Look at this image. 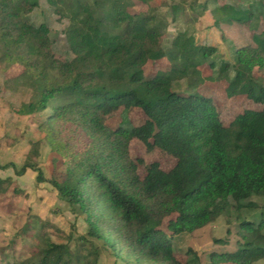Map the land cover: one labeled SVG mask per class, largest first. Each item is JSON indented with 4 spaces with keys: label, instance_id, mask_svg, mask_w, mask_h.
Masks as SVG:
<instances>
[{
    "label": "trees",
    "instance_id": "16d2710c",
    "mask_svg": "<svg viewBox=\"0 0 264 264\" xmlns=\"http://www.w3.org/2000/svg\"><path fill=\"white\" fill-rule=\"evenodd\" d=\"M47 1L56 12L68 14L64 34L72 59L57 57L48 26L32 21L38 0H0V65L3 70L22 67L16 80L30 88L31 97L19 112L51 109L38 128L64 170L51 179L44 176L36 162L42 140H36L16 172L30 168L37 182H49L60 199L83 215L87 236L132 258L129 264L198 261L191 248L186 260L178 258L176 237L215 221L232 204L243 212L257 207L248 201L252 196L264 198V106L245 109L226 124L211 96L192 91L205 80L199 67L216 47L197 44L187 30L164 47L165 25L153 9L131 13V0ZM221 7L238 23L253 16L251 10ZM178 8L173 5V12ZM91 23L108 30L97 32ZM252 39L254 45L235 50L237 63L248 72L264 69V30ZM162 59L169 63L166 69L145 74L148 62ZM209 65L207 79L225 80L228 97L264 104V85L252 75L224 60ZM175 80L184 81L190 92L174 91ZM134 108L144 114L141 122L109 124L120 111ZM133 139L145 146V154L161 150L175 159L174 165L165 170L145 164L144 156H132ZM2 182L0 178V187ZM238 235L235 250L210 252L208 264L264 259L263 213L257 222L242 219ZM73 258L68 243L47 239L34 256L9 264H71Z\"/></svg>",
    "mask_w": 264,
    "mask_h": 264
},
{
    "label": "rangeland",
    "instance_id": "374dc122",
    "mask_svg": "<svg viewBox=\"0 0 264 264\" xmlns=\"http://www.w3.org/2000/svg\"><path fill=\"white\" fill-rule=\"evenodd\" d=\"M221 4L251 10L253 16L245 23H238L231 19L229 11L222 9ZM173 5L179 7L177 13L173 12ZM150 9L165 25L161 41L164 47L169 46L181 30L189 31L197 44L216 47L217 51L199 67L205 80L192 91L211 96L226 124L245 109L264 106H256L245 96L228 97L225 80L207 79L212 75L210 62L224 60L240 73L250 74L264 85V69L256 67L248 72L246 67L237 63L235 53L242 44L254 45L252 35L264 30V0H151L149 3L131 0L128 7L131 13H145ZM30 17L33 22L48 26L54 54L63 60L72 59L73 53L64 34L69 24L68 14L56 12L47 0H38ZM90 25L97 32L108 30L96 23ZM168 64L166 59L148 62L144 72L148 76L153 75L159 69H166ZM21 71L19 65L7 70L0 65V166L6 165L0 167V178L3 179L0 187V264L27 260L37 254L47 239L69 244L74 252L71 264H129L132 258L120 254L103 240L87 236L88 227L83 215L77 214L66 201L60 199L49 182H37V173L30 168L21 175L16 172L25 161L30 142L36 140H42L36 162L44 176L51 179L64 170L60 156L51 150L43 139L44 133L38 128L39 121L44 120L51 109L36 114L18 111L25 110L31 97L30 88L21 80H16ZM172 89L179 93L190 92L182 80L173 81ZM143 119L142 111L134 108L120 111L108 122L116 127L127 124V121L139 123ZM129 148L132 156H144L145 164L156 163L168 170L175 163L174 158L158 149L145 154V146L137 139L130 142ZM145 167L139 169V174H144ZM248 201L255 202L257 207L240 212L232 204L215 221L176 237L173 246L178 258L186 260V251L191 248L198 258L191 264H208L210 252L235 250L240 240V221L248 219L257 222L260 214H264L263 197L252 196ZM165 224L166 221L161 225L163 229ZM214 239H226V242ZM253 264H264V259Z\"/></svg>",
    "mask_w": 264,
    "mask_h": 264
}]
</instances>
